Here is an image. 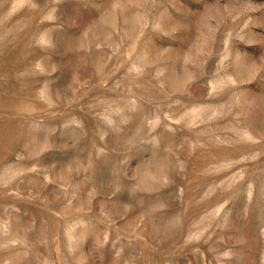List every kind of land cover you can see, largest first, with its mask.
Returning a JSON list of instances; mask_svg holds the SVG:
<instances>
[{
	"label": "rangeland",
	"instance_id": "1",
	"mask_svg": "<svg viewBox=\"0 0 264 264\" xmlns=\"http://www.w3.org/2000/svg\"><path fill=\"white\" fill-rule=\"evenodd\" d=\"M0 264H264V0H0Z\"/></svg>",
	"mask_w": 264,
	"mask_h": 264
}]
</instances>
